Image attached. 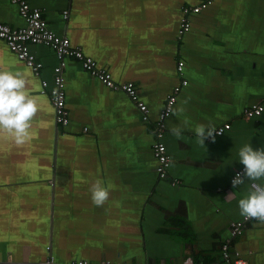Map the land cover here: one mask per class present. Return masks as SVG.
Segmentation results:
<instances>
[{
  "label": "crops",
  "instance_id": "0c3cea01",
  "mask_svg": "<svg viewBox=\"0 0 264 264\" xmlns=\"http://www.w3.org/2000/svg\"><path fill=\"white\" fill-rule=\"evenodd\" d=\"M28 1L114 81L133 82L148 120L123 91L66 58L69 122L57 125L49 92L41 91L43 80L53 86L55 52L30 45L42 63L34 74L0 39V68L23 71L26 91L38 102L29 140L17 145L0 133V262L39 264L52 256L58 264H264V222L251 218L240 234L229 232L243 219L239 199L264 183H231L243 166L238 149L245 143L264 149V110L245 114L253 104L264 106V0H213L190 14L182 34V8L204 0ZM0 22L25 24L10 0H0ZM172 95V109L183 111L160 120ZM160 121L171 158L165 178L152 151ZM209 122L230 128L214 142L205 139L204 148L194 128ZM172 127L182 129L181 138ZM96 180L109 190L99 207L89 191Z\"/></svg>",
  "mask_w": 264,
  "mask_h": 264
},
{
  "label": "built area",
  "instance_id": "2783aa9c",
  "mask_svg": "<svg viewBox=\"0 0 264 264\" xmlns=\"http://www.w3.org/2000/svg\"><path fill=\"white\" fill-rule=\"evenodd\" d=\"M18 8L20 16L24 19L25 24L20 27H12L9 24L0 22V39L4 40L8 48L14 52L17 58L24 62V64L32 70L34 74H38L42 68V63L35 59L34 54L30 51V45H43L51 48L59 61L58 65L54 68L53 76V86L49 89V84L47 80L42 81L41 90L44 92V88H47L51 102L54 108L55 122L59 126H66L69 122V112L65 105V89H64V77L62 75V70L65 66L66 58H73L78 60L82 67L94 78L99 80L104 86L112 90L123 91L138 107L141 113V118L144 121L148 120V107L147 105L139 99L136 86L133 82H116L112 78L110 72L105 68L98 66L96 61L88 55H85L81 48L75 47L71 44L70 39L65 35H58L53 32L47 25V20L44 17L43 9L39 7H33L30 5L28 0H10ZM213 0H204L196 6H184L182 8V14L180 19V29L179 34L185 33L189 30L190 14H196L202 9L206 8L212 3ZM63 17L66 19L68 17V10L62 12ZM183 67V62L178 63V69L181 70ZM183 85L186 81L182 82ZM178 91V88L176 89ZM175 102V96L172 95L164 109L160 112V120L164 119L169 115V109H172V105ZM264 110L262 104H253L248 109H246V116L248 118L259 116ZM230 128L229 123H225L217 128L219 134L222 135L225 130ZM156 136L157 140L153 143L152 151L156 158V172L160 178H165L167 175V170L171 163V158L167 153L166 146L161 142V137L163 135V125L162 122H158L156 126ZM220 130L222 132H220ZM244 166L239 167L235 170L232 179L237 172H243ZM231 179V181H232ZM251 219V218H249ZM249 219L243 217L241 221L231 222L229 232L231 235L240 234L242 231L243 222L245 223ZM228 245L226 243L222 244L223 254L227 258ZM0 264H14L9 262H0ZM39 264H58L54 258L48 257L44 262ZM68 264H91L87 260L77 259L72 260ZM100 264H118L113 263L109 260H104ZM122 264H138L133 262H126ZM152 264H176V263H166V262H154ZM183 264H193L190 259L183 261ZM227 264H247L242 259H236L232 263Z\"/></svg>",
  "mask_w": 264,
  "mask_h": 264
},
{
  "label": "clouds",
  "instance_id": "9594fccd",
  "mask_svg": "<svg viewBox=\"0 0 264 264\" xmlns=\"http://www.w3.org/2000/svg\"><path fill=\"white\" fill-rule=\"evenodd\" d=\"M26 85L27 79L23 71L0 68V133H7L17 145H22L31 138V121L38 111V102L26 91ZM168 111L176 114L182 112L183 108ZM170 132L177 139L181 138L180 127H172ZM194 132L196 143L204 148L205 139L210 138L214 142L215 135L219 134L211 122L196 125ZM237 155L244 168L242 173L237 172L232 179L234 188L243 184L245 178L251 181L264 180V149L254 150L250 143H245L238 149ZM89 191L93 204L98 207L103 206L109 198V190L100 180L92 182ZM238 206L240 214L246 219L254 218L264 222V183L253 184L252 189L239 199Z\"/></svg>",
  "mask_w": 264,
  "mask_h": 264
}]
</instances>
